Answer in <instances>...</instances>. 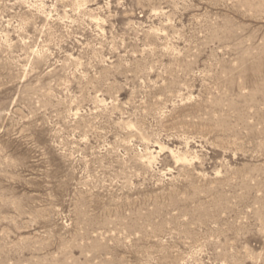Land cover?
<instances>
[{
    "label": "rangeland",
    "instance_id": "1",
    "mask_svg": "<svg viewBox=\"0 0 264 264\" xmlns=\"http://www.w3.org/2000/svg\"><path fill=\"white\" fill-rule=\"evenodd\" d=\"M0 264H264V0H0Z\"/></svg>",
    "mask_w": 264,
    "mask_h": 264
}]
</instances>
